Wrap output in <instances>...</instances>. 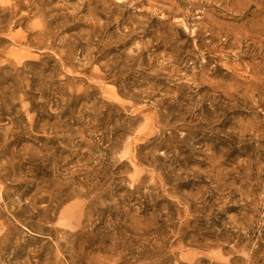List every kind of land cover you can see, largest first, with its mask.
<instances>
[{"label": "rangeland", "instance_id": "rangeland-1", "mask_svg": "<svg viewBox=\"0 0 264 264\" xmlns=\"http://www.w3.org/2000/svg\"><path fill=\"white\" fill-rule=\"evenodd\" d=\"M0 264H264V0H0Z\"/></svg>", "mask_w": 264, "mask_h": 264}]
</instances>
